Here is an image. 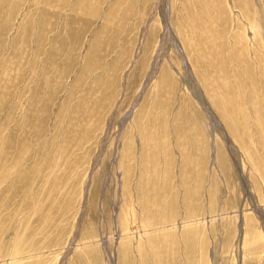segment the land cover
<instances>
[{
  "label": "rangeland",
  "instance_id": "rangeland-1",
  "mask_svg": "<svg viewBox=\"0 0 264 264\" xmlns=\"http://www.w3.org/2000/svg\"><path fill=\"white\" fill-rule=\"evenodd\" d=\"M0 264H264V0H0Z\"/></svg>",
  "mask_w": 264,
  "mask_h": 264
},
{
  "label": "bare ground",
  "instance_id": "bare-ground-1",
  "mask_svg": "<svg viewBox=\"0 0 264 264\" xmlns=\"http://www.w3.org/2000/svg\"><path fill=\"white\" fill-rule=\"evenodd\" d=\"M205 108H206L208 114L211 115V117L214 118V120H216V119H215V115H212V112H211V110L209 109L208 105H206Z\"/></svg>",
  "mask_w": 264,
  "mask_h": 264
}]
</instances>
